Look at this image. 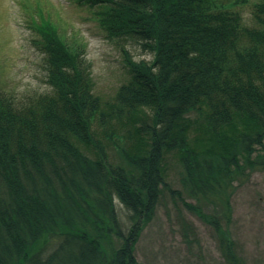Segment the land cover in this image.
<instances>
[{"label":"trees","instance_id":"trees-1","mask_svg":"<svg viewBox=\"0 0 264 264\" xmlns=\"http://www.w3.org/2000/svg\"><path fill=\"white\" fill-rule=\"evenodd\" d=\"M66 1L90 11L128 79L104 102L84 39L61 32L50 13L37 23L51 90L0 92V264H141L135 243L162 195L181 197L165 176L171 150L198 199L184 206L214 228L230 263L243 264L223 225L233 182L264 168V0L251 27L231 0ZM132 44L151 60H134Z\"/></svg>","mask_w":264,"mask_h":264},{"label":"rangeland","instance_id":"rangeland-1","mask_svg":"<svg viewBox=\"0 0 264 264\" xmlns=\"http://www.w3.org/2000/svg\"><path fill=\"white\" fill-rule=\"evenodd\" d=\"M257 1L231 0L250 27L257 25L253 16ZM39 3L45 9L41 14L33 10ZM48 13L61 32L84 39L93 91L104 102L112 100L118 87L128 79L120 51L104 36L87 8L68 4L66 0H0V92L23 97L51 90L49 61L36 29L37 23L48 18ZM128 48L136 61L152 58V53L140 44L128 45ZM92 130L104 141L110 158L118 159L116 149L109 145L98 121L93 122ZM175 154L171 150L166 156L165 176L172 188L181 192V197L169 192L162 195L153 218L135 243L137 261L141 264H232L224 257L214 228L184 206L182 198L191 204H197L198 199L184 187L182 167ZM233 183L231 218L223 227L229 230L239 262L264 264V168L246 173ZM115 203L127 229L128 212L118 199Z\"/></svg>","mask_w":264,"mask_h":264}]
</instances>
